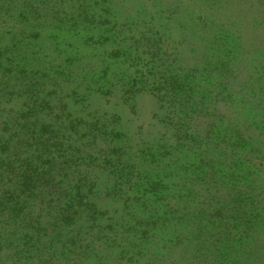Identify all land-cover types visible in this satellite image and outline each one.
I'll list each match as a JSON object with an SVG mask.
<instances>
[{
    "label": "trees",
    "instance_id": "16d2710c",
    "mask_svg": "<svg viewBox=\"0 0 264 264\" xmlns=\"http://www.w3.org/2000/svg\"><path fill=\"white\" fill-rule=\"evenodd\" d=\"M156 5L150 1L147 7V1L142 0H0V106L22 100L27 112L5 118L0 113L1 128L7 133L10 130L7 139L0 141L8 156L2 167L4 174L13 170V151L8 152L13 138L21 133L22 142H27L32 136L39 145L35 165L30 167L33 160L26 161V169L22 168L19 179H10L9 186L22 192H45L49 208L44 214L48 220L41 212L37 227L29 228L24 199L13 190L5 191L0 207L22 231L16 227L8 230V223L5 225L9 236L3 245L4 263L23 254L22 264L34 260L33 264H82L83 260L86 264H139V258L141 264H264V34L249 31L241 39L230 36L225 18L235 10L229 0H169L176 10L172 17L168 13V18L164 13L158 17ZM260 22L254 30L264 33ZM188 46H194L193 60L198 64L205 61L208 67L183 68L177 74L166 62ZM243 60L251 67H243ZM204 72L216 80L206 85ZM139 84L149 86L158 103L178 102L184 113L163 116L168 133L161 136V147L154 150L148 142L147 148H138V158L131 160L144 165L152 156H161V149L165 158L175 147L181 154L187 149H181L184 145L197 144L196 161L193 157L186 160L183 171L188 172L191 164L195 182L200 183L196 187L209 188L212 197H204L208 189L203 193L189 190L184 176H179L178 186L183 191L177 201L183 202L189 191L202 198L187 199L177 216L170 212L163 215L169 226L149 230L153 240L157 236V244H149L148 232H144L146 241L132 239L131 251L119 246L120 253L112 260L79 237V225L83 224V233L91 230L93 226L85 227L84 222L94 214L80 209L81 198L56 196L53 181L56 174L75 176L79 181L76 187L81 186L88 173L80 164H94L97 157L90 152L80 156L79 151L100 142L107 150L115 148L103 157V163L130 172L133 166L127 162L131 156L127 148L134 135L121 126L118 108L123 109L127 98L145 91ZM62 86L95 94L97 100L82 102L80 111L72 113L68 102L61 101L53 89ZM197 94L220 105L217 111L224 108L223 112L194 113V117L185 113L188 100ZM115 98L116 112L108 113ZM51 104L62 113H41L45 106L51 109ZM0 111L9 112L5 108ZM64 137L71 143L68 149L61 142ZM74 137L86 142L83 149L75 148L78 155L72 152L77 141ZM30 176L31 186L26 187ZM213 176L211 182L205 180ZM166 207L171 208L169 201ZM17 219L20 222L15 223ZM19 232L22 242L15 245L13 237ZM102 249L104 254L107 250Z\"/></svg>",
    "mask_w": 264,
    "mask_h": 264
},
{
    "label": "rangeland",
    "instance_id": "374dc122",
    "mask_svg": "<svg viewBox=\"0 0 264 264\" xmlns=\"http://www.w3.org/2000/svg\"><path fill=\"white\" fill-rule=\"evenodd\" d=\"M142 1H147V7L150 1H155L157 3L156 9L159 10L157 12L158 17L160 16L159 13H164L166 18H168L167 14L171 13L170 17H172L174 11L176 10L170 7L169 0ZM229 2L231 7L235 10L233 11L234 13L227 12V16L225 18L227 19L225 29L227 30V32H229L230 36L235 37L237 39H241L245 35H247V32L249 31L252 34H264L260 32L259 28L258 31L254 30V27H257L260 21V27H264V0H229ZM198 13L200 14V12ZM214 17L217 16L215 15ZM245 45L243 44L241 45V47L248 46ZM181 49L178 51V54L174 58V60H172V57L169 58L168 62H166V64H168L175 73H180L183 68H192L195 70V68L197 67V70H200L201 67L204 65L208 67V63H206L205 61L198 64V61L193 60V58L196 59L194 57V46H188L189 50L186 49L183 53ZM248 56L252 57V55L250 54ZM208 57L210 58L211 55ZM244 58L245 56L240 59ZM185 59H190L191 61H194L193 65H187L188 63L187 61H185ZM241 64L243 67L246 68L251 67L249 62L245 60H243ZM260 64L261 62L258 63V65ZM252 70L253 69L251 68L250 71ZM205 74L206 72L202 73L203 76ZM215 80L216 77L209 72L206 76H204V83L206 85L208 83L214 82ZM138 87H143L145 91H141L135 96L133 95L130 99L127 98L128 101L123 102V109L120 110L118 108V113H122L123 118L121 126L131 131V134L134 135V140L130 143V147L127 148V150L131 152L130 160L127 161L129 159V157L127 156L126 158H124L125 161L129 163L130 167L133 166L130 172H121L118 170V166L116 167L104 164L103 157L114 153L115 148H113L112 150H107V146L104 143L100 142L99 145L92 147L89 146L88 148L79 151L80 156H85L86 152H90L93 154V157H97V160L94 164L85 162L86 164H89L88 167L84 162L80 164V169L82 171H87L88 173V179L87 177H85V179L79 183L81 186L76 187V184L79 181L75 176L62 178L58 174H56L54 175L56 179L53 181V183L55 184L54 192L56 196L60 194L62 196V199L64 195H67V197L69 198L73 196V199H76V201L82 199V208L80 209L85 210L88 214H94L93 218H90L88 220V223L84 222L85 227L88 225H92L94 228L91 227V230L85 229V233H83V224L81 223L79 225L82 226L79 229V237L85 240L86 242L90 243L91 246H96V251L99 253V255H110V257L112 256V260H116L117 256L119 255V246H124V249H129L131 251L130 246L134 245L133 243H135V241L133 243H130L132 239H135L136 241H140L141 239L146 241L148 239L147 242L149 244H157V236L154 235L153 240V238L151 237L152 232H150L149 230H153V226H169V223L165 221L163 215L167 212H170L171 215L177 216V212L181 211L183 208L182 203L184 202L186 206V202H189L187 201V199L200 200L202 198V196L201 198H198L196 195H194L193 192L189 191V196L186 197L183 202L177 201L178 195L182 193L179 191H183L178 186L177 179L179 176H184L186 183H188L190 187L189 190L194 188L198 193H200L201 191L203 193V191L208 189V192L204 195V197H208L207 199H209V197H212V191L209 188H206L205 186L201 185H199V187H196V184L200 183L198 181L195 182L196 178L194 170L191 168V164L189 165L190 169L188 170V172L184 174L185 171H183L187 167V163H185L186 160L193 157V161H196V158L194 157L197 155V152L195 154L194 152L195 150H197V144L194 145L192 142H189V147L184 145L181 149H187L181 154L178 153V147H175L171 155L165 158L162 157V153L164 151L163 149H161L159 151V153H161V156H152V159L145 160L144 165H140L142 163L141 161L138 162V160H131L132 158H138V148H147L146 146L148 145V142L152 143L151 146L152 148L155 147L154 150H157L156 147H161L163 143L162 141H160V138L165 133H168V130L165 129V115H167L168 113H184L182 112V108L179 107L178 102L173 104H166L164 102L158 103L156 95L151 91V88L149 86H143V84H139ZM53 89L56 90L61 101L68 102L69 110H71L72 113H78L80 111L82 102L93 104V102L97 100L95 94H89L83 91L75 92L74 90H71L72 88H63L62 86L61 88L53 87ZM137 91L138 88L136 87V93ZM192 98L193 100H188L189 103L187 104L185 113H193V117L194 113L199 114L223 112L224 108H221L219 109V111H217V107H219L220 105L217 106L215 102H211L204 98L201 99L199 94H197L196 97L193 96ZM195 100L197 101L196 103ZM20 101L22 100H13L12 102H8L1 105L0 110L2 108L9 110V112L5 113L0 111V113H3V118L8 116H14L15 113H27L23 101ZM117 102L118 101L116 100V98L112 100L108 113L116 112L114 104ZM226 110L228 111L229 108H226ZM41 113L62 112L59 107L57 108L53 105L51 109H48L45 106ZM3 118H0V141L2 139H7V135H9L10 133L9 129L7 133L6 131H4L3 127L1 128V122ZM22 138L23 136L20 133V135H16L13 140L9 143L8 152L9 150L11 152L13 151L11 155V160L15 162L12 163V174H4L5 167L2 166L7 161L8 156L6 152L2 151L3 142L2 146L0 144V198H2V195L5 194V191L11 192V190H13V193H16V195L22 197V199H24L25 201V207L23 212L27 214V220H29L28 222H26V224L29 228L33 229L37 227L39 213L42 212L43 217L48 220V217L44 216V214L49 209L46 208L45 205L47 200L45 198V192L40 195L38 191H33L31 193L22 192L21 189H17L15 186H9V180L14 179L15 176H17V179H19L18 174L21 172L22 168L26 169V161L33 160V163H31L30 167H32V164L35 165L34 157L37 151H39L38 142H36V140L33 139L32 136H28V138L26 139L27 142H22ZM60 139L65 148L71 145L70 141L67 140V137ZM75 139L77 138L74 137V140ZM85 144L86 142L84 138L77 139V141L73 144L74 149L72 150V152L78 155L77 153L79 152H77L75 148L78 149L79 146H81V149H83L82 145ZM111 144L114 146L116 145V143L113 144V142H111ZM203 146L204 145H202V147ZM102 147L106 150L101 151ZM70 151L71 150H69V152ZM145 152H148V150H146ZM14 153L17 155V157L14 155ZM13 157L16 158L13 159ZM97 165L104 168V170H101V168ZM148 165L151 166L149 167ZM215 177L216 176H213L210 179L205 180L211 182L212 179H215ZM32 178L33 176L29 177L26 187L31 186L30 182L32 181ZM151 187H156L157 190L153 191ZM189 187H187L186 189L188 190ZM15 188L17 190H14ZM78 193L82 196H79ZM27 194H30V197H27ZM168 201L170 203V209L166 207ZM43 206H45L44 209L41 208ZM7 217L8 215H4V209L0 207V264H6L3 262L5 260V251L3 245L5 244L7 236L9 235H6L5 225L8 223V230L11 228L13 229V227H16L18 230L22 231L21 225H13V221L10 222L8 220L10 218ZM18 222H20V220H15V223ZM73 226L76 227L78 225ZM145 229L146 231H143ZM144 232H148L147 239L143 238L145 234ZM20 233L21 232H19V236H17L16 238L13 237V242L15 243V245L20 244L22 242ZM95 233L99 235L95 236ZM167 244L169 246H172L170 242H167ZM102 248H105L107 250L104 252V254L101 251L103 250ZM20 250H23V248H21ZM112 260H110L111 263H113ZM138 260H140L139 264H141V258H139ZM23 262L25 261L23 260V254H21L19 255L18 259L15 257L13 262H11L10 264H22ZM33 262L36 261L34 260ZM86 262L87 261L83 260L82 264H86Z\"/></svg>",
    "mask_w": 264,
    "mask_h": 264
}]
</instances>
